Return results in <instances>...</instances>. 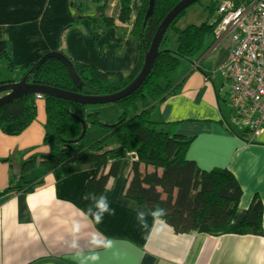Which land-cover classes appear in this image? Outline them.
<instances>
[{"label": "crops", "instance_id": "1", "mask_svg": "<svg viewBox=\"0 0 264 264\" xmlns=\"http://www.w3.org/2000/svg\"><path fill=\"white\" fill-rule=\"evenodd\" d=\"M145 1L132 0L129 19L122 22L120 0H109L106 15L114 24L104 31L99 21L94 32L89 20L73 24L70 0H0L2 79L9 83L22 76L17 68L54 51L104 73L131 74L142 55V42L132 30ZM83 5L93 8L88 0ZM207 20H201V25ZM231 49L230 39L217 46L214 34L207 37L204 54L186 60L183 76L174 83L176 94L162 102L152 117L177 134L194 138L188 157L199 168H226L234 174L243 190L234 218L239 223L255 197L264 208V129L258 135L241 137L230 127V84L223 74L221 84L216 77ZM3 72L8 74L5 79ZM36 105V120L21 135L9 136L0 129V264H264L262 236L180 234L162 219L153 226L151 217L149 230L142 229L135 210L129 207L134 200L125 196L133 164L138 161L136 153L126 149L107 157L105 172L114 163H122L102 195L115 215L105 214L97 224L88 214L94 204L88 202L86 192L98 176L96 170L65 175L60 169L47 172L39 164L24 170L33 158L39 163L52 154L45 141L49 128L46 102L37 99ZM118 145L116 141L113 147ZM153 170L140 166L142 174ZM31 181L39 184L31 190L15 189L18 183ZM94 234L111 239V246L94 247ZM92 255L99 260H89Z\"/></svg>", "mask_w": 264, "mask_h": 264}, {"label": "trees", "instance_id": "2", "mask_svg": "<svg viewBox=\"0 0 264 264\" xmlns=\"http://www.w3.org/2000/svg\"><path fill=\"white\" fill-rule=\"evenodd\" d=\"M83 1L70 0L74 25L89 20L94 32H97L99 21H102L104 31L113 26L114 21L106 15L109 0H88L94 9L84 6ZM131 1L120 0L122 22L129 19ZM181 1L156 0L153 16L146 25L145 16L150 0L145 1L132 30V34L142 42V55L131 74L104 73L93 66L74 62L71 57L61 52L74 64L83 82L81 90L73 83L68 69L54 59L47 60L38 71L30 75L28 83L94 97L122 91L141 72L146 52L150 49L159 26ZM235 1L241 3L250 0ZM216 6L217 3L208 7L209 18L200 26L191 25L184 30L178 28V21L187 10L174 20L168 31L174 30L177 34L176 51L169 50L167 31L161 44V54L145 83L135 93L115 103L121 111L117 123L111 125L104 122L99 112L89 113V106L54 97H43L49 125L45 141L52 148V154L39 163L33 158L24 164V170L35 167L36 164L47 172L60 169L65 175L94 169L98 176L89 182L86 191L88 202L94 204L91 196H102L109 181L118 176L122 165L118 161L112 165L109 172H105L108 167V155L119 149H126L136 153L138 161L133 164L132 177L125 189V196L146 205L149 209L156 206L166 209L167 215L162 220L172 226L176 233H203L213 236L250 234L264 237V208L261 200L255 197L243 220L235 223L234 218L243 190L234 174L226 168H214L209 171L199 168L197 163L188 157L194 138L179 135L172 131L173 128L168 129L166 124L154 121L152 117L162 102L176 94L178 87L173 78L182 60L194 61L204 54V42L208 36L214 34L217 27V23L211 22ZM41 58L17 68L22 72V76L17 75L9 83L19 82ZM7 83L0 73V85ZM36 101L37 97L31 95L1 107L2 132L9 136H19L26 131L36 120ZM84 127H87V132L90 127L103 128L107 134L96 142L87 144L86 133L82 141L75 144L74 141L82 136ZM239 135L242 137L252 134L249 130H242ZM118 136H121L119 145L113 147ZM141 165L147 169L152 167L154 170L142 174ZM37 184L39 183L36 181L20 182L15 189L28 187L31 190Z\"/></svg>", "mask_w": 264, "mask_h": 264}, {"label": "built area", "instance_id": "3", "mask_svg": "<svg viewBox=\"0 0 264 264\" xmlns=\"http://www.w3.org/2000/svg\"><path fill=\"white\" fill-rule=\"evenodd\" d=\"M214 36L217 46L232 42L221 72L230 84L227 103L232 122L258 135L264 129V0H221ZM43 99V96H36Z\"/></svg>", "mask_w": 264, "mask_h": 264}, {"label": "water", "instance_id": "4", "mask_svg": "<svg viewBox=\"0 0 264 264\" xmlns=\"http://www.w3.org/2000/svg\"><path fill=\"white\" fill-rule=\"evenodd\" d=\"M202 0H182L179 2L165 17L159 26L150 49L146 52L144 66L137 76V78L125 89L115 93L113 95L94 97V96H85L77 92H69L57 88H52L48 86H41L28 83V77L34 72L38 71L41 66L50 59L57 60L61 62L69 71L70 78L76 87L81 90L83 87V82L79 78L74 64L72 61L66 57L63 53L59 51H54L45 54L35 66L23 77L19 82L7 83L0 85V108L26 96H38L43 97H54L62 100L71 101L74 103L86 105V106H102L108 104H115L120 100L127 98L128 96L135 93L142 85L145 83L150 73L152 72L154 65L161 54L160 48L162 41L165 38V35L170 28L174 20L184 11L189 9L191 6L195 5ZM156 0H150L149 8L145 16V25L148 20L153 16ZM87 127H84L82 136L74 141L75 144H79L82 139L86 136Z\"/></svg>", "mask_w": 264, "mask_h": 264}, {"label": "rangeland", "instance_id": "5", "mask_svg": "<svg viewBox=\"0 0 264 264\" xmlns=\"http://www.w3.org/2000/svg\"><path fill=\"white\" fill-rule=\"evenodd\" d=\"M218 2H216L215 0H202L199 3H196L195 5L191 6L189 9H187V11L185 12V14L179 19L178 21V28L181 30L186 29L187 27L191 26V25H196V26H200L201 25V20H203L204 18H209V10L208 7L216 4V10L218 8V5L221 3V0H217ZM217 14V11L215 12V16ZM214 16V18H215ZM167 37H168V47L169 50L171 51H176L177 49V34L175 33L174 30H169L167 33ZM209 37V36H208ZM187 62L186 60H182L181 62V66L178 70V72L174 75L173 81L174 83L177 85V79L181 76H183V71L185 70V68L187 67ZM4 75V79L8 76V74L6 72H3ZM217 82L218 83H222L223 82V77H222V73L219 72L217 74ZM228 86H226L227 88ZM96 109H99L101 114V118L104 122L115 124L118 122L119 117L121 115V111L119 109V107L116 104H108V105H102V106H89L88 107V112L89 113H95L97 112ZM104 109V110H103ZM99 112V113H100ZM227 114H230V112L227 110ZM229 116V123H230V127L231 129L238 135L241 133L240 131V127L237 126L235 123L232 122L231 116ZM107 134V132L103 129V128H95V127H90L88 129L87 132V136H86V143L87 144H92L94 142H96L97 140H99L100 138L104 137ZM121 140V136H118L116 138V141H120Z\"/></svg>", "mask_w": 264, "mask_h": 264}, {"label": "clouds", "instance_id": "6", "mask_svg": "<svg viewBox=\"0 0 264 264\" xmlns=\"http://www.w3.org/2000/svg\"><path fill=\"white\" fill-rule=\"evenodd\" d=\"M91 199L94 201V205H91L89 207L88 214L95 220L97 224L103 222V218L105 214L115 215V210L110 207L107 197L105 196L96 197L95 195H93L91 196ZM133 205H135L134 201L129 203V207L133 208L136 212V220L139 226L144 230H149L150 227L148 223L149 217L152 218L153 226H154L155 221L157 219H162L167 215V210L159 206H156L151 209H144V208H139L136 205L135 207H133ZM91 243L94 247L108 248L111 246L112 241L109 238L103 237L102 234H94ZM88 259L95 262L99 260V256L92 255L88 257Z\"/></svg>", "mask_w": 264, "mask_h": 264}]
</instances>
